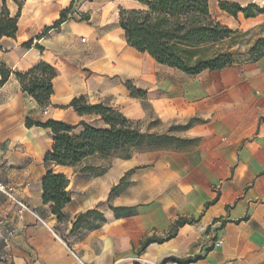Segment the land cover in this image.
Returning <instances> with one entry per match:
<instances>
[{
	"label": "crops",
	"instance_id": "crops-1",
	"mask_svg": "<svg viewBox=\"0 0 264 264\" xmlns=\"http://www.w3.org/2000/svg\"><path fill=\"white\" fill-rule=\"evenodd\" d=\"M19 2L5 0L19 20L16 36L0 41V62L25 72L44 61L56 76L46 108L15 75L0 84V180L30 208L0 193V264H80L70 248L83 264H264V54L188 74L128 44L119 25L124 6L113 13L117 34L109 27L110 7L97 17L95 0H79L58 31L41 36L72 0ZM211 14L233 30L264 38V13ZM30 39L32 47H24ZM80 95L133 121L154 111L175 125L168 132L174 144L128 146L74 165L46 163L52 131L26 121L99 120L70 106ZM146 97L149 109L142 105ZM48 171L68 179L72 200L62 208V221L43 201ZM92 209L102 213L100 225L73 230L78 215ZM179 218L188 221L171 238L138 253L145 237H164ZM135 255L146 261L133 262ZM187 257L195 258L177 261Z\"/></svg>",
	"mask_w": 264,
	"mask_h": 264
},
{
	"label": "trees",
	"instance_id": "trees-1",
	"mask_svg": "<svg viewBox=\"0 0 264 264\" xmlns=\"http://www.w3.org/2000/svg\"><path fill=\"white\" fill-rule=\"evenodd\" d=\"M21 7L19 0H14ZM79 0H72L70 8L62 11L61 17L53 26L47 27L41 36L58 31L68 18V13ZM138 7L119 9V25L124 30L128 44L140 53L149 54L162 65L179 69L188 74H197L206 69H222L233 65L231 54H218L210 58L203 56L205 48L218 44L237 33L228 25L213 17L209 0H135ZM219 7L228 14L237 17L242 13L246 18L264 13L255 3L243 7L238 2L219 0ZM19 13L12 16L5 5L0 10V41L3 37L14 38L18 31ZM33 39L25 42L30 48ZM36 47L41 48L39 45ZM0 48L2 44L0 43ZM254 54L250 59H257L264 54V38H259L252 48ZM0 84L4 85L11 75H15L21 88L37 103L46 108L50 105V97L54 93L53 79L56 76L54 67L44 61L39 62L28 71H13L0 62ZM130 89H134L129 85ZM139 96L144 94L136 90ZM70 106L79 114L96 115L99 120L88 122L81 120L73 125L62 120L48 119L45 122L27 119L26 125L49 128L53 134L52 150L46 154L45 162L57 165H74L89 156L96 154L111 155L128 146H156L157 143L146 144L147 137H157L142 131L140 121L128 119L123 113L103 102L90 103L85 96L74 97ZM98 121L101 125L97 124ZM43 201L51 204V210L62 221L65 216L62 208L72 197L67 191L68 179L62 173L48 171L42 179ZM104 217L97 209L80 213L74 223L73 230L83 223L90 227H98ZM186 218L177 219L164 237L147 236L140 245L141 253L152 242H162L171 238L179 225ZM195 258V257H194ZM194 258L177 259L180 263H189ZM176 259V258H172Z\"/></svg>",
	"mask_w": 264,
	"mask_h": 264
},
{
	"label": "rangeland",
	"instance_id": "rangeland-1",
	"mask_svg": "<svg viewBox=\"0 0 264 264\" xmlns=\"http://www.w3.org/2000/svg\"><path fill=\"white\" fill-rule=\"evenodd\" d=\"M239 1L244 7L249 3H255L257 6H259L260 9L264 8V0ZM95 2L97 5V17H100V13L104 7L108 6L111 8V12L109 14V27L112 29L114 34H117V28L113 13L120 6L130 8L138 4L134 2V0H95ZM209 4L210 10L213 14L220 12L219 0H209ZM253 11L257 12L256 8H253ZM96 21L99 22L100 20L95 19V22ZM119 37H121V35H119ZM258 39L259 38L254 39V33L250 31H237V33H235V35H232L230 38H227L219 42L218 44L205 48L203 56L205 58H210L218 54L228 53L231 54V62L233 64L242 63L254 56L252 48L254 47ZM126 101H128V99H126ZM142 105L147 109L152 106L150 101L147 100V97L145 98V101H142ZM140 126L141 129L147 134H157V137H147L145 140L146 144L150 145L152 143H157L162 146L174 144L176 137L175 135H170L168 132L170 129H173L174 131L176 129L175 125L169 126L168 122L160 121L158 118H156V113L154 111L149 112L146 118L143 121H140Z\"/></svg>",
	"mask_w": 264,
	"mask_h": 264
},
{
	"label": "built area",
	"instance_id": "built-area-1",
	"mask_svg": "<svg viewBox=\"0 0 264 264\" xmlns=\"http://www.w3.org/2000/svg\"><path fill=\"white\" fill-rule=\"evenodd\" d=\"M0 193H2L5 196H7V198L12 200L14 203H16L21 208L26 209V210H30L29 206L24 201L20 200L18 198V196L15 194L14 190L10 186H8L5 182H3L2 180H0ZM3 235H4L3 232L0 231V238H3ZM216 245H219V242H217ZM70 251L76 257V259L79 261V263L83 264L81 262V260L78 258V256L76 255V253L74 252V250L70 248ZM130 259L133 262H135V263L145 262L146 261V260H144V258H142V257H140L138 255L132 256ZM158 264H170V263L169 262H163V263H158Z\"/></svg>",
	"mask_w": 264,
	"mask_h": 264
}]
</instances>
